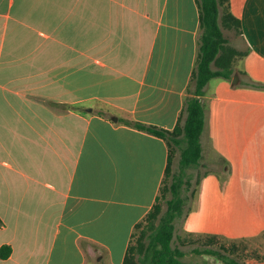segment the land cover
<instances>
[{
	"label": "crops",
	"instance_id": "crops-1",
	"mask_svg": "<svg viewBox=\"0 0 264 264\" xmlns=\"http://www.w3.org/2000/svg\"><path fill=\"white\" fill-rule=\"evenodd\" d=\"M229 9L249 49L204 87L182 240L264 232V0ZM198 30L196 0H0V264H122L169 153L123 120L176 125Z\"/></svg>",
	"mask_w": 264,
	"mask_h": 264
},
{
	"label": "trees",
	"instance_id": "trees-1",
	"mask_svg": "<svg viewBox=\"0 0 264 264\" xmlns=\"http://www.w3.org/2000/svg\"><path fill=\"white\" fill-rule=\"evenodd\" d=\"M196 2L199 10L197 54L176 125L172 129H166L129 119L123 120L128 125L160 136L167 141L169 153L163 180L172 171L171 160L175 150L173 145L180 150V155L177 172L171 173L169 184L164 186V189L170 192V197L166 199V209L161 213L159 205L156 202L153 204L144 216L147 218V223L140 230L135 244H131L130 241L122 264H189L183 259L185 252L179 246H173L172 240L175 230L174 221L183 214L189 199L187 195L182 194L184 184L190 183L187 169L198 165L201 158L200 136L205 114L201 96L206 83L211 78L222 77L231 80L234 72V57L245 53L229 43L222 28L224 25L241 31L240 19L230 11L229 0H196ZM250 84L264 87V84L256 81ZM140 224L141 220L137 222L135 228ZM133 235L134 231L132 237ZM9 250L8 246L1 247L0 255L6 257ZM192 251L196 254L213 255L227 264H247L211 246L193 247Z\"/></svg>",
	"mask_w": 264,
	"mask_h": 264
},
{
	"label": "rangeland",
	"instance_id": "rangeland-1",
	"mask_svg": "<svg viewBox=\"0 0 264 264\" xmlns=\"http://www.w3.org/2000/svg\"><path fill=\"white\" fill-rule=\"evenodd\" d=\"M223 31L225 35L229 39V43L235 47H239L242 52H248L247 45L241 40V37L239 36V31L237 28L233 27H226L222 25ZM241 54L233 59V67L236 68L237 66H240L241 57L245 55ZM174 153L171 160V172H169L165 179L163 180V183L161 185V190L159 193V198L157 199L156 203L160 207V212L162 213L167 206L166 199L170 197V192L165 188L164 186H167L171 180V173L177 172L178 170V161H179V153L180 150L178 148H175L173 145ZM200 168L198 165L192 166L187 169L190 183L184 184V188L182 191V194L188 196V201L186 206L184 207L183 214L176 218L174 221L175 224V230H174V236L172 240L173 246H179L184 252L185 256H183V259L188 262L189 264H227L219 260L218 258L212 256V255H201L196 254L192 251L193 247H204V246H211L213 248H217L224 252L225 254L229 255V257L235 258L239 262H245L247 264H264V232L253 236V237H244V238H238V239H228L223 238L221 236H204L200 239L195 238H189L182 240L180 235V228L184 220L185 214L192 208L193 202L195 200V197L197 196L198 188H199V179H200ZM255 188L259 189L261 186L258 184H255ZM147 223V218L143 217L141 219V224L139 227L134 229V235L131 239V244H135L138 234L140 233V230L145 226Z\"/></svg>",
	"mask_w": 264,
	"mask_h": 264
},
{
	"label": "water",
	"instance_id": "water-1",
	"mask_svg": "<svg viewBox=\"0 0 264 264\" xmlns=\"http://www.w3.org/2000/svg\"><path fill=\"white\" fill-rule=\"evenodd\" d=\"M239 81V75L235 72L232 76L231 83L236 84ZM113 120H116V117H113Z\"/></svg>",
	"mask_w": 264,
	"mask_h": 264
}]
</instances>
